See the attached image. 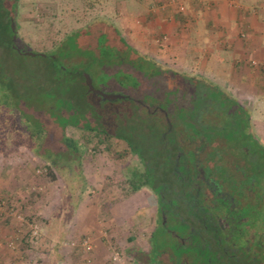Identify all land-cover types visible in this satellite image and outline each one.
I'll return each instance as SVG.
<instances>
[{"label":"rangeland","instance_id":"rangeland-1","mask_svg":"<svg viewBox=\"0 0 264 264\" xmlns=\"http://www.w3.org/2000/svg\"><path fill=\"white\" fill-rule=\"evenodd\" d=\"M203 1L205 0H21L18 34L23 43L27 44L29 52L42 54L55 49L60 41L71 36L74 30L94 24L90 34L83 41L84 48L89 47L98 53V47L103 44L117 46L120 41L119 37H122L136 50L152 57L166 68L204 78L221 86L225 79L217 72L219 65L216 63L212 65L216 75L210 68L205 70L204 75L199 74L202 68L197 64L189 63L186 53H182V47H177L179 49L175 51L176 48H172L170 44L171 40H175L176 44L181 46L183 40L184 44L191 42L190 37L186 35L183 38L180 31L173 34L168 28H164V23L169 25L176 20L185 23L187 18L193 24H197V20L199 23L203 22L201 20L204 14L203 6H205L201 3ZM257 1L260 5L264 4V0ZM192 10L199 12V16L193 20L189 12ZM159 23L163 24V28ZM103 35L105 37L101 40ZM84 59V56L76 55L71 62H80ZM16 60L21 63L20 57H16ZM64 62L71 64L68 59ZM122 67L126 68V65ZM70 68L75 70L79 66L73 65ZM79 69H85L91 74L93 85L97 89L108 93H131L128 87L115 85L107 87L106 78L98 77L86 64H82ZM106 69L114 72L120 67H107ZM142 83L144 86L148 85L144 78H142ZM221 87L232 98L239 100L251 114L252 132L264 143V94L251 96L248 101L245 95L236 94L224 86ZM203 90L205 91L201 89ZM78 91L83 92V87L79 86ZM216 92V89L210 87L206 90L205 98H215ZM177 93L178 89H172L164 96L159 95L154 103H147L151 105L149 113L164 115L156 106L164 102L163 108H169L167 101L172 99L169 95H177ZM189 97L184 99L181 108L175 106L173 116L176 126L187 128V131L182 134L186 140L193 135L192 131H194V128L187 123L188 119L193 118L196 108L202 103L194 96ZM86 99L92 101L103 113L102 117L95 118L96 122L99 120L102 124H112L115 119L126 121L127 114L124 110L132 108V102L125 99L109 102L96 94H91L85 98V101ZM119 110L123 113L117 117ZM172 112L173 110L170 113ZM200 112L198 119L203 123L200 125L203 138L210 134H213V137L222 135L226 138L235 135L234 146L245 148L237 152L239 155L249 157L244 175L247 168L255 171L263 165L264 151L261 152V158L260 155H252L259 146L255 139L251 136H248L250 138L239 137L240 134H237L238 124L243 126L245 121L240 124V119L235 120L237 119L235 118L236 124L231 125L230 128L227 126L225 130L215 131L214 128L220 123L214 120V115L218 113L215 106L212 103L211 105L206 104ZM139 113L144 118L148 110L140 106ZM0 115V250L13 253L11 264H111L114 252L120 255L117 264H144L139 259H146V264L159 263L161 261L158 260V256L162 254L159 257L160 260L169 264L171 259V262L175 264L182 253H187L188 250L184 249L183 245H179L176 237V235H186V225L177 221L171 208L179 211L187 220L189 218L196 221V217H192L193 210L188 205L185 208L183 203L175 201L172 199L173 195H170L166 200L172 199L173 202H164L162 205V208L169 212L165 210L158 213L157 195L147 186L138 190L135 186L136 182L141 180L136 172L144 171L145 167L139 153L135 155L133 152H125L128 148L125 141L112 140L108 148L96 147L94 143L87 144L82 139L83 133L80 128L69 126L68 133L74 136L82 147V172L72 178L57 173V179L53 180L47 175L45 162L33 153L32 142L17 128L13 117L6 112H1ZM153 124L157 125L158 120ZM227 124L229 125L228 122ZM135 134L133 139L137 143H142L143 138L148 137L146 134L141 135L138 131ZM196 142L199 143V141ZM222 144V140L217 139V142L211 145L221 146ZM205 152L201 153V162L203 160L208 162L210 159V157H205ZM157 155H160V151L153 154L155 158ZM154 157H152L153 160ZM209 164L217 166L211 160ZM215 168H212L213 174L225 181L226 185L228 184L227 191L223 190L227 196L234 195L236 192L240 193V190L242 192V184L236 183L239 181V174L226 172V166ZM130 174L134 178L132 182L127 181ZM194 176L196 175L191 174L192 178ZM259 176L256 175L258 178L256 185L257 189L262 192L264 177ZM212 184V181L208 184L211 189L214 187ZM214 184L218 182L215 181ZM214 188H216V195L213 207L206 205L201 207L197 214L198 217L207 216L209 219L212 213L218 212L225 215V212H228L229 207L220 196L219 189ZM260 192L256 191L257 195L253 198L248 197L242 206V211L240 210L241 213L237 212L234 215L236 217L245 215L249 218L248 220L264 219V200L262 201L263 197L259 195ZM144 203L149 205L137 208ZM135 211L136 213L133 214ZM158 218L163 219V222H158ZM228 222L230 229L226 231L227 235L232 240L238 241L236 225L233 228V221ZM34 224L38 225L37 233L33 229ZM215 224L219 229L218 222ZM152 235L154 236L153 241H151ZM86 237H89L93 244L90 252L85 251L81 245ZM213 237L214 233H209V230L205 228L199 236L194 235L188 240L189 247L190 243L194 245L189 249L192 253H188L193 255L194 261L197 259L198 254L195 248L199 242ZM25 238L27 240L24 242ZM229 242L231 241L228 240L227 243ZM27 243L30 244L28 247ZM230 246L233 245L230 244ZM199 256L204 262L210 254L205 250ZM182 258L183 262L188 261L190 264V258L187 259L186 255Z\"/></svg>","mask_w":264,"mask_h":264},{"label":"trees","instance_id":"trees-1","mask_svg":"<svg viewBox=\"0 0 264 264\" xmlns=\"http://www.w3.org/2000/svg\"><path fill=\"white\" fill-rule=\"evenodd\" d=\"M20 1L0 0V114L6 112L13 117L17 128L32 142L33 153L45 162L47 175L56 180L57 173L72 178L77 173L82 172V147L78 140L68 133L69 126L80 128L83 133L82 139L87 144L94 143L96 147L108 148L112 140H120L125 141L128 146L125 149L126 153L133 152L135 155L139 153L145 168L142 172H136L141 180L136 182L135 186L137 190L147 186L157 195L160 207H158V213L166 210L162 208L164 202L172 203V199L180 201V198L189 196L185 187L192 180L198 182L199 167H202L204 171L207 169L208 172L206 171L205 174L207 178L212 179L210 182L217 181L222 192L223 190L227 191L228 184L226 185L225 181L217 178L212 171V168L216 169L217 166H226V172L240 175H238L239 181L236 183L242 184V192L240 190V193L236 192L231 196H227L223 192L221 196L229 207L228 212H225V215L218 212L212 213L215 222L219 224V229L212 222L206 223L209 224L208 230L211 232L218 231V234L215 233V240L213 238L203 239L204 241L199 239L201 241L195 248V252L198 254L196 261H194L193 255L188 254L189 252L192 253L189 249L190 247L193 248L194 245L190 243V247L189 245L187 247V244H182L179 241V245H183V248L188 251L182 253L175 264H185L181 261L183 255H186L187 259L190 258V264H264V239L260 238L257 229L251 225L252 222L264 225V219L248 220L249 218L245 215L238 217L234 215L237 212L241 213L240 210L248 197L253 198L257 195L256 191L260 192L256 185L258 182L256 175L264 177V163L255 171L252 168H247L245 177L244 170H246L249 157L237 153L244 147L234 146L235 135L226 138L222 135L213 137V134H210L203 138L200 133L202 130L200 125L203 123L200 122L198 116L201 115L200 111H202L203 106L212 103L218 112L214 115V120L220 121L214 128L215 131L225 130L227 126L230 128L231 125L236 124L235 120L240 119V124L245 121L243 126L238 124L239 131L237 129L234 131L240 134L239 137L250 138L248 136H251L252 139H255L259 146L252 155L257 154L261 158L264 143L252 132L251 114L247 112L240 101L232 98L221 86L204 78H197L166 68L152 57L136 50L122 37H119L120 41L117 46L101 45L98 47V53L89 47L84 48L83 41L90 34L94 24L74 30L71 36L63 38L55 49L48 53L29 54L27 44L23 43L18 34ZM12 25L15 26V29ZM103 37L105 35L101 37V40ZM76 55L84 56L85 59L72 63V58ZM16 57H20L21 63H18ZM65 59L72 61V65L65 63ZM82 64H86L98 77L106 78L107 87L115 85L130 89L131 93L129 94L121 92L125 95L122 99L132 102V108L124 110L127 114L126 121L115 119L112 124L108 123L109 125L107 123L102 124L99 120L96 122L95 118L102 117L103 113L92 101L87 99L85 101V98L91 94H96L101 99L103 97L88 91L84 75L87 70L79 69ZM73 65H77L79 68L73 70L70 68ZM123 65H126V68H123ZM107 67H120V69L109 72ZM87 74L92 78L89 72ZM141 77L146 79L147 86L143 85ZM173 84H175L174 87H172ZM79 86L80 88L83 87V92L78 91ZM210 87L217 90V96L212 99L205 98L206 90ZM172 89H178V93L177 95H169V98H172L167 101L169 108H163L167 115L158 116L148 111L144 118L141 116L139 113L141 105L138 100L154 103L159 95L163 94L164 96ZM201 89H205V91H201ZM193 96L202 103L196 108L195 115L188 119L187 123L194 128V131L198 132L192 131L193 135L188 137L189 140H186L182 134L187 131V128L176 126L173 116L175 106L181 108L184 99ZM171 110H173L172 114L170 113ZM119 111L117 117L123 113L121 110ZM156 119L158 120L157 125L153 124L157 121ZM136 131L141 135H148V137L143 138L141 144L133 139ZM188 132H190L189 129ZM217 139H221L223 144L221 146L211 145L216 143ZM208 149L210 150L208 151ZM159 151L160 155L155 158L153 154ZM204 151H206L205 157H210L208 162L206 160L201 162L200 160L202 158L201 153ZM262 159L264 162L263 157ZM210 160L217 166L210 165ZM191 174L196 176L192 178ZM133 179L130 174L127 181L132 182ZM199 181L200 183L204 182L202 179ZM170 195H173L172 199L166 200ZM259 195L263 197V201L264 190ZM166 211L168 212V210ZM185 220L191 221L189 218ZM230 220L234 223L233 228L235 225L237 227L238 241L232 240L227 232L225 233L229 228L227 221ZM159 221L162 223L163 219H159ZM178 222L186 225L185 227L188 229V223L182 220ZM192 224L195 225L196 229L201 230L198 223L191 221L190 225ZM211 225L212 227L215 226L216 229L210 228ZM27 238L24 239V242ZM153 240L154 236L152 235L151 241ZM228 240L231 242L227 243ZM29 245V243L26 244L27 247ZM226 247L233 248V250L227 252ZM205 250L210 256L205 258L203 262L199 255ZM229 253L231 256H228ZM160 256H158V260L161 262L153 264H167L159 259ZM139 260L144 264L147 262L146 259ZM169 264H174V262H171L170 259Z\"/></svg>","mask_w":264,"mask_h":264},{"label":"crops","instance_id":"crops-1","mask_svg":"<svg viewBox=\"0 0 264 264\" xmlns=\"http://www.w3.org/2000/svg\"><path fill=\"white\" fill-rule=\"evenodd\" d=\"M201 3L205 5L203 22L197 20V24H193L187 18L185 23L177 20L169 25L164 23V28L171 33L180 31L183 38L187 35L191 39L186 44L183 40L181 46L171 40L172 48L178 51L177 47H182L189 63L202 68L201 75L207 68L213 70V64H218L217 72L225 79L221 86L245 95L248 101L251 96L264 94L263 5L257 0H205ZM189 12L192 20L199 16L196 10ZM159 25L163 28L162 23ZM213 73L216 75L214 70ZM148 205L144 203L137 208ZM12 254L0 250V264H11Z\"/></svg>","mask_w":264,"mask_h":264},{"label":"flooded vegetation","instance_id":"flooded-vegetation-1","mask_svg":"<svg viewBox=\"0 0 264 264\" xmlns=\"http://www.w3.org/2000/svg\"><path fill=\"white\" fill-rule=\"evenodd\" d=\"M138 102L140 103L141 106L146 108L148 111H151V105L150 104H147V103L143 102L142 100H138ZM156 108L158 110L162 111L163 114L167 115V112L163 109L162 106H156ZM197 178L199 180L200 179L204 180V182L200 183V182L194 181V182L188 183L186 185L185 189L188 191V195L189 196L186 195L187 197H184L183 199L180 198V201L179 200L178 201H179V203H183L185 205V208L187 207V205H188V207H191V209L193 210L192 211V217L193 216L196 217V221L194 219H190V220L198 223L201 226V230L196 229L195 225H193V224L190 225L191 221L188 220V222H187L185 220L186 218L179 211H177L173 207L171 208V210L173 211L172 213L175 216V218L177 219V221L182 220V221H185L186 223H188V225H189L186 235H184V236L176 235V237L178 238V241H180L182 244H187L188 240L191 239L192 236H194V235H198L199 236V234L202 232V230L204 231L205 228L208 229L209 228L208 227L209 224H206L207 222H212L213 224H215V218L212 216V214H211L209 219H207V216L204 217V216L200 215V217H198L197 214L199 213L200 208L201 207L203 208L205 205L208 206V207H213V200H214V197L216 195L215 194V189L216 188H214V187H217L219 189L220 196L223 194V192H222V190H221V188L219 187L218 184L215 185L214 182H213V184H212V186H214L213 189H211L208 186V184L210 183V180H212V179L207 178V175L205 174V171L203 170L202 167H199ZM175 197H177V196H175ZM206 209H208V208H206ZM220 224H221V222H220ZM251 225H253V227H255L257 229V231H258V233L260 235V238L262 237L264 239V230H263L264 229V225H261V224L259 225V224H256L254 222H252ZM212 228L216 229L215 226L212 227ZM226 231H225V233H226ZM210 232L211 231L209 230V233ZM212 232L214 233V237H216L215 233L218 234V231H212ZM214 237H213V240H215ZM225 249L227 250V252H230L231 250H233V248L231 249L229 247H226ZM228 256H231V254L229 253ZM181 261L183 262V258H182ZM185 264H188V263H185Z\"/></svg>","mask_w":264,"mask_h":264},{"label":"water","instance_id":"water-1","mask_svg":"<svg viewBox=\"0 0 264 264\" xmlns=\"http://www.w3.org/2000/svg\"><path fill=\"white\" fill-rule=\"evenodd\" d=\"M12 27H13V29H15L14 25H12ZM28 53L33 54L31 52H28ZM84 75H85L86 84L88 86V91L95 92V93L101 95L103 97V99H105V100H118V99H122L125 97V95H123L121 93H108V92L102 91L100 89H97L93 85L92 78L87 73H84Z\"/></svg>","mask_w":264,"mask_h":264},{"label":"built area","instance_id":"built-area-1","mask_svg":"<svg viewBox=\"0 0 264 264\" xmlns=\"http://www.w3.org/2000/svg\"><path fill=\"white\" fill-rule=\"evenodd\" d=\"M263 8H264V4H263ZM181 9H183V7H181ZM33 229L35 231V233H37V230H38V225L37 224H34L33 225ZM83 249L85 251H92L93 249V244H92V241L89 237H86L82 240V243H81ZM120 260V255L118 254V252H114L113 253V256H112V262L111 264H117L118 261Z\"/></svg>","mask_w":264,"mask_h":264}]
</instances>
